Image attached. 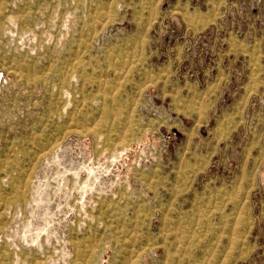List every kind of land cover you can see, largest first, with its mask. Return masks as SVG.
Returning <instances> with one entry per match:
<instances>
[{"label":"rangeland","instance_id":"rangeland-1","mask_svg":"<svg viewBox=\"0 0 264 264\" xmlns=\"http://www.w3.org/2000/svg\"><path fill=\"white\" fill-rule=\"evenodd\" d=\"M0 264H264V0H0Z\"/></svg>","mask_w":264,"mask_h":264}]
</instances>
